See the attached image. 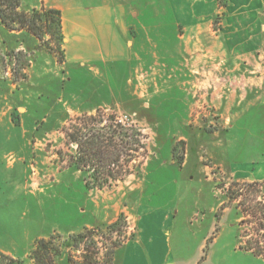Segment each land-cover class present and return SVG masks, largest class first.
<instances>
[{
    "label": "rangeland",
    "instance_id": "374dc122",
    "mask_svg": "<svg viewBox=\"0 0 264 264\" xmlns=\"http://www.w3.org/2000/svg\"><path fill=\"white\" fill-rule=\"evenodd\" d=\"M74 1L85 7L121 4L139 55L65 65L53 38L42 32L38 38L26 28L9 31L0 22V264H34L30 251L38 239L60 249L56 264H71L68 257L80 263L85 255L97 264H114V255L121 260L123 254L116 250L136 231L140 212L157 205L172 215L161 233L171 257L184 258L183 264H264L262 258L235 253L226 233L240 217L243 240L256 236L259 222L264 225V215L250 213L253 204L264 206V189L232 181L227 169L231 165L244 175L249 162L264 161V96L228 113L225 99H213L212 86H200L210 75L229 82L262 73L244 68L245 58L264 67L263 49L233 59L228 45L220 43L240 31L235 24L244 35H259L264 0ZM188 4L202 18L208 38L196 40L192 56L170 54L172 34L186 35L173 25L175 11ZM40 7L41 0H19V11ZM190 61L197 64L194 71L180 66ZM209 62L225 70L203 71ZM120 118L142 146L129 152L131 159L123 157L121 177L102 188L88 187V175L69 167L76 146L63 128L98 127ZM119 216L121 231H108L106 225ZM85 230L93 233L72 245L70 236ZM167 255L161 256L164 262Z\"/></svg>",
    "mask_w": 264,
    "mask_h": 264
},
{
    "label": "crops",
    "instance_id": "0c3cea01",
    "mask_svg": "<svg viewBox=\"0 0 264 264\" xmlns=\"http://www.w3.org/2000/svg\"><path fill=\"white\" fill-rule=\"evenodd\" d=\"M42 6L45 8L58 9L61 12L62 33H63V61L61 64L75 63L80 66H85L87 63L95 61L113 62L119 59H131L139 55V51H135L138 47V40L136 37H129L128 34V19L125 14V9L121 4L103 3L96 6H83L74 0H41ZM264 3V1H262ZM173 5H177L174 1ZM187 7L173 17V25L176 27L181 25L185 29L186 35L172 34L175 38V44H170V54H193V48L196 40L203 38L202 18L199 15H194L193 10L189 7L193 5H183ZM260 34L249 33L244 35L241 32V25L235 24L234 29H239V32H231L224 36L225 43H220L223 46L228 45L230 52L228 53L233 59H239L242 54L248 50H256V48L264 50V21L259 20ZM33 35V34H32ZM205 38H208L204 36ZM218 39V35L215 36ZM220 37V36H219ZM180 39V40H179ZM183 39V40H181ZM169 45V47H170ZM168 46V45H167ZM174 47V51H173ZM166 50V49H164ZM207 51H210L207 49ZM264 52V51H263ZM224 53V52H223ZM139 58V57H138ZM249 63V67L245 70L256 72L260 70V77H249L248 79L226 80L218 75H210L205 80H201L200 86L214 88L213 99L219 97L223 102L225 112L232 110H239L241 108L251 107L254 101L264 96V67L261 63L253 61L251 58H245ZM194 61L186 62L184 66L180 64L185 70H195ZM239 65L235 62L233 70L238 69ZM91 67V66H89ZM175 68V70H182V68ZM197 70V67H196ZM202 70L209 71H223L225 66L220 63L209 62L208 65L202 66ZM262 74V75H261ZM227 83V84H226ZM242 83V84H241ZM241 84V85H240ZM241 88L240 92L239 87ZM230 87V92L226 93ZM229 91V90H228ZM235 111L234 114L237 112ZM247 173L238 175L239 172L233 169L231 165L227 167L229 176L235 182H257L261 184L264 189V161H251L247 164ZM171 216L169 210L164 209L160 205L149 206L145 211L137 217L136 231L133 236L124 242L116 251H122L121 260L117 259L116 255L113 257L114 264H183L184 258L171 257V251L167 247V236L161 233V230L169 225ZM237 218L235 222L229 226L226 233L232 236V242L236 250L235 253H242L243 255L258 258L249 252L243 251L237 247L238 234L240 227ZM224 231V230H223ZM222 235L220 232L213 239V244H216ZM202 238L199 243V248L203 245ZM166 247V250H165ZM167 252V260L164 262L161 259L162 254ZM261 258V257H259ZM258 258V259H259ZM263 259V258H262Z\"/></svg>",
    "mask_w": 264,
    "mask_h": 264
},
{
    "label": "trees",
    "instance_id": "16d2710c",
    "mask_svg": "<svg viewBox=\"0 0 264 264\" xmlns=\"http://www.w3.org/2000/svg\"><path fill=\"white\" fill-rule=\"evenodd\" d=\"M0 22L9 31L26 28L29 33L38 38L41 32L53 38L56 41L55 51L59 54L58 60L59 62L63 61L61 46L64 36L60 10L42 6L26 13L19 11V0H0ZM63 129H65L67 141L76 146L70 155L69 167L82 170L88 175V180L85 182L88 187L102 188L121 177V174L126 171L123 167L126 163L123 157H128L125 161L131 159L129 152L136 151L139 146H142L139 139L135 137L136 133L132 126H124L120 121H111L98 127H79L76 124L70 130L69 128ZM248 184L259 183L249 182ZM259 185L261 186V184ZM228 199H235V196H228ZM244 211L246 212L247 209ZM250 213L253 217L260 218L264 215V206L257 202L252 205ZM120 217L106 225V229L110 232H120L123 226ZM243 223L244 220L241 217L238 221L240 231L237 247L264 259V234H259L264 225L259 222V225L254 229L256 236L243 240L241 234ZM88 233L91 234L93 231L85 230L71 235V244L78 245L84 237L88 236ZM49 244H51L49 240L38 239L35 241L30 251V257L34 264H56L55 256L60 253V249L57 246L48 248ZM68 261L71 264H97L87 255L83 256V261L80 263H73L70 257H68Z\"/></svg>",
    "mask_w": 264,
    "mask_h": 264
},
{
    "label": "built area",
    "instance_id": "2783aa9c",
    "mask_svg": "<svg viewBox=\"0 0 264 264\" xmlns=\"http://www.w3.org/2000/svg\"><path fill=\"white\" fill-rule=\"evenodd\" d=\"M119 121L122 122L123 121L122 118H120Z\"/></svg>",
    "mask_w": 264,
    "mask_h": 264
}]
</instances>
